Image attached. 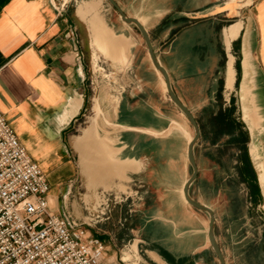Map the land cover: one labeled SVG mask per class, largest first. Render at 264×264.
I'll use <instances>...</instances> for the list:
<instances>
[{
	"label": "crops",
	"instance_id": "obj_1",
	"mask_svg": "<svg viewBox=\"0 0 264 264\" xmlns=\"http://www.w3.org/2000/svg\"><path fill=\"white\" fill-rule=\"evenodd\" d=\"M118 4L126 17L147 30L171 16L228 21L221 28L198 25L182 30L164 45L165 63H159L188 108L191 95L209 100L204 95L208 85L212 95L221 91L223 107L233 101L248 134L246 148L264 215V0ZM107 7L106 0H0V112L46 177L49 211L70 217L103 244L99 264H116L123 244L100 221L110 219L112 211L131 208L146 180L162 192L158 219L172 229L173 244L182 255L194 243L208 245L209 215L199 211L207 215L205 225L184 196L194 130L190 136L181 116L173 108L163 109L165 103L157 99L166 90L160 72L150 56L137 61L140 38L128 26L110 23ZM102 31L122 36L126 48L114 46L119 53L113 56L106 52ZM172 32L169 28L161 35L166 39ZM199 36L209 44L203 57L194 50ZM207 71L217 72L210 84L205 83ZM91 141L102 144L119 168L105 178L108 188L89 184L84 165L96 156ZM97 209L107 215H97ZM149 254L162 261L155 252Z\"/></svg>",
	"mask_w": 264,
	"mask_h": 264
},
{
	"label": "rangeland",
	"instance_id": "obj_2",
	"mask_svg": "<svg viewBox=\"0 0 264 264\" xmlns=\"http://www.w3.org/2000/svg\"><path fill=\"white\" fill-rule=\"evenodd\" d=\"M113 1L120 8L118 2L122 3V0ZM106 12L107 19L110 23L124 24L133 30L140 38V48L138 50V57H136L137 61H141L145 58L150 59L144 40L136 26L123 22L116 9L109 3ZM172 18L171 16L170 18L168 17L162 20L154 29L149 30L141 24L148 34L156 59L158 62L161 61L162 64L163 62L165 63V57L163 55L164 45L176 39L175 37H177L182 30L188 27L195 28L198 25L215 29L221 28L222 25L228 23V21H214V24V22L212 23L211 17L204 19L200 17ZM169 28H172L173 32L165 39L161 34ZM206 41L200 36L195 38L196 44L194 50L201 57H203L209 48V44ZM208 41L211 42V45H216L215 38H210ZM161 63L159 64L161 65ZM94 65L96 64L94 63ZM209 71H207L205 75L206 84H210L212 79L217 77V72L213 74L209 73ZM97 74L98 73H96V75ZM102 74H104V72H102ZM174 84L176 92H174L172 86L171 88L179 99L178 95L180 96L181 93L179 91L180 88L178 89L176 82H174ZM111 86L113 90L116 91L115 86L113 84ZM208 87L205 89L207 94H204L207 95L206 98H209L208 101L201 102L195 95H191L188 97L190 99L188 101L190 108H188L183 101L179 99L180 102L188 108L200 130L199 140L194 146V159L197 171L201 166L200 164L204 165L201 168V174L197 173L192 187L189 188V195H191L190 197L195 201L213 210L214 237L226 264H264V215L260 209V190L258 188L256 173L257 188H254L251 186L253 184L251 175L243 171L241 161L238 159L240 151L235 144L229 142V137L227 136L218 138V140L214 141L215 130L211 118L219 107H222V109L226 107H223L221 91L219 90V92H215L212 95V88ZM162 94L161 96H163V99L160 98L161 96L159 95L156 97L162 100L163 104L165 103L163 109L173 108L178 114L177 116H181L180 122L184 124L190 136H192V127L186 117L171 101L166 90H163ZM113 95L115 96V92ZM185 96L187 95L185 94ZM230 105L232 106V116L242 123L232 100ZM207 164L210 166L209 170H207ZM191 173L192 169L190 168L188 175H191ZM68 184L69 183H67V185ZM148 184L150 183L146 180L144 187L137 190L134 205L131 208H122L121 212L118 213L112 211L110 219L100 221V224L102 223L103 226L109 225L116 235V238L123 243L119 244L120 252L117 254L118 260L115 261V263L219 264L207 238V215L199 212L200 210L188 204L190 210H193L196 215H198V218H203L205 225L207 224L205 236L208 245H200L197 247L196 243H194L189 247L188 252H184L181 255L179 249L173 244L176 237L172 235V229H170L168 224L165 225L158 219L159 214L157 210L162 208V192L158 191L157 187H150L155 185L154 182H151L152 185ZM101 198L103 199V196H101ZM80 200L82 201L81 196ZM105 200H109L108 196L105 197ZM93 210H95V208ZM97 210H99L95 212L97 215H103V218L107 215L101 214V209ZM68 218L71 219L70 217ZM117 218H122L120 223H117ZM193 236L190 237V240ZM133 245L134 248L132 247ZM150 252H155L158 257H161L162 261L154 255L149 254Z\"/></svg>",
	"mask_w": 264,
	"mask_h": 264
},
{
	"label": "built area",
	"instance_id": "obj_3",
	"mask_svg": "<svg viewBox=\"0 0 264 264\" xmlns=\"http://www.w3.org/2000/svg\"><path fill=\"white\" fill-rule=\"evenodd\" d=\"M48 191L0 112V264H99L101 241L51 213Z\"/></svg>",
	"mask_w": 264,
	"mask_h": 264
},
{
	"label": "water",
	"instance_id": "obj_4",
	"mask_svg": "<svg viewBox=\"0 0 264 264\" xmlns=\"http://www.w3.org/2000/svg\"><path fill=\"white\" fill-rule=\"evenodd\" d=\"M106 1L116 9V11L120 15V18L123 22H125L127 24H133L139 30V32H140V34L144 40V43L146 45V48L148 50V54L152 60V63L154 65V67L157 70H159V72H160V74H161V76H162V78L166 84V91L169 95V98L177 106V108L182 112V114L186 117V119L189 121L190 125L192 126V128L194 130V136H193V139L190 142L189 148H188V160H189V164H190L191 169H192V173H191L189 179L187 180V182L185 184L184 194L186 197V201L190 206H192L193 208L200 210L202 212L208 213V215H209V236H210V240H211L210 246H211L215 256L217 257L219 264H226L224 259H223L222 254L219 250V247L217 245L215 237H214V213H213V210L211 208L195 201L189 195V188H190L191 184L193 183V181L196 179V176L198 173L196 163H195V159H194V146L198 142L199 137H200L199 127H198L194 117L192 116V114L188 110V108H186L180 102V100L176 97L175 93L173 92L171 85H170L169 76H168L166 70L159 64L158 60L156 59L154 52H153V49H152V46H151V43H150V40L148 38V34H147L146 30L144 29V27L136 19L126 17L125 14L122 12V10L114 3L113 0H106Z\"/></svg>",
	"mask_w": 264,
	"mask_h": 264
},
{
	"label": "bare ground",
	"instance_id": "obj_5",
	"mask_svg": "<svg viewBox=\"0 0 264 264\" xmlns=\"http://www.w3.org/2000/svg\"><path fill=\"white\" fill-rule=\"evenodd\" d=\"M100 34L101 35L99 36L102 38L100 40L102 48L106 52L111 53L112 56L115 55L116 53H119V49L112 50L114 46L123 47L124 49L126 48V42L124 41L122 36H114L113 33L109 31L107 32L102 31L100 32ZM90 146L95 151L96 156L94 159L93 158L90 159L88 157L86 159L87 165H84L85 172L90 179L89 184L92 186H96L97 184H99V185L104 186L105 188H108L106 182L104 181L105 178L108 177L112 173L118 172L119 168L115 163L110 162L109 154L102 144L96 143L95 141H91ZM192 231L197 232L196 229ZM207 234H208V241L211 244V240L209 236V228H208Z\"/></svg>",
	"mask_w": 264,
	"mask_h": 264
},
{
	"label": "trees",
	"instance_id": "obj_6",
	"mask_svg": "<svg viewBox=\"0 0 264 264\" xmlns=\"http://www.w3.org/2000/svg\"><path fill=\"white\" fill-rule=\"evenodd\" d=\"M214 126L215 140L222 137H229V142L234 143L240 151L238 159L241 161L243 171L251 175L252 187L257 188L254 169L250 163L247 153L246 144L248 141L247 131L244 125L240 123L234 116H232V106L222 109L219 107L217 112L212 116Z\"/></svg>",
	"mask_w": 264,
	"mask_h": 264
}]
</instances>
